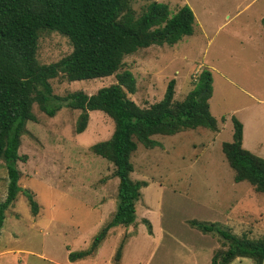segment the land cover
Returning a JSON list of instances; mask_svg holds the SVG:
<instances>
[{
	"label": "rangeland",
	"instance_id": "obj_1",
	"mask_svg": "<svg viewBox=\"0 0 264 264\" xmlns=\"http://www.w3.org/2000/svg\"><path fill=\"white\" fill-rule=\"evenodd\" d=\"M152 1L165 4L170 14L186 5L193 15L192 35L172 47L150 46L124 57L119 72L127 70L135 80V92L126 96L147 108L162 98L167 82L173 80L172 99L182 100L200 70L206 69L211 73L208 106L216 132L198 128L154 135L151 139L158 145L151 149L137 144L129 178L147 186L134 204V221L110 229L94 252L80 259L83 264H188L190 245L209 246L211 255L226 249L217 235L191 228L190 220L214 222L251 240L264 236V195L244 181L233 182L220 150L223 142L231 141L233 116L242 125V148L264 159V0H129V4L138 14ZM70 51L66 38L42 32L35 56L39 64L47 65ZM113 83L114 75L73 82L58 76L49 81L58 96L74 91L90 95ZM31 113L34 121L26 122L17 149L24 161L17 160L15 169L17 184L29 192L37 213L30 212L18 192L4 212L0 264H69L68 253L88 249L115 210L113 167L89 149L110 137L113 123L103 113L89 111L85 129L75 134L77 110L61 108L47 117L32 105ZM6 185L0 161V202ZM121 241L115 262L113 254ZM163 245L178 250L161 260ZM229 264L253 261L242 258Z\"/></svg>",
	"mask_w": 264,
	"mask_h": 264
},
{
	"label": "trees",
	"instance_id": "obj_2",
	"mask_svg": "<svg viewBox=\"0 0 264 264\" xmlns=\"http://www.w3.org/2000/svg\"><path fill=\"white\" fill-rule=\"evenodd\" d=\"M193 15L186 6L170 14L165 4L150 2L138 14L129 0H0V161L6 170V193L0 202V229L4 212L14 202L18 192L25 196L30 212L37 205L28 191L17 184L15 169L20 136L25 124L33 122L31 106L47 117L61 108L79 111L74 132L81 133L87 124L89 111H99L113 123L110 137L89 149L113 167L117 179L116 206L111 219L99 229L88 249L70 252L68 261L91 255L115 227H128L134 221V204L143 181H131L130 157L137 144L145 149L157 146L154 135L172 136L198 128L216 132V120L209 112L211 73L202 69L193 88L182 100L173 101L174 81L167 82L162 98L139 108L127 98L135 92L132 74L123 70V58L150 46L172 47L183 37L192 35ZM264 30V18L261 19ZM55 32L70 44L69 54L58 61L43 65L36 60L40 33ZM264 42V37H263ZM114 75L115 83L87 95L82 91L54 95L49 81L58 76L67 82L92 80ZM230 142H223L221 153L232 171L234 183L246 182L255 192L264 195V159L241 146L242 125L230 118ZM148 227L146 220L142 221ZM191 228L202 234H215L224 241L226 249L215 252L210 264H229L247 258L253 264L264 262V236L256 240L236 236L217 223L190 220ZM121 241L113 254L119 261Z\"/></svg>",
	"mask_w": 264,
	"mask_h": 264
},
{
	"label": "crops",
	"instance_id": "obj_3",
	"mask_svg": "<svg viewBox=\"0 0 264 264\" xmlns=\"http://www.w3.org/2000/svg\"><path fill=\"white\" fill-rule=\"evenodd\" d=\"M211 87H212V82H211ZM211 93H212V91H211ZM156 240H158V239H156ZM203 242H205V241H203ZM203 242H201V243H203ZM168 250H166V247L164 245L162 246V251L159 252V256H160L161 260H164V258L165 259L169 258L170 255L174 254L175 253L174 251H176L178 249H175L174 251H171V250L168 251ZM1 253L2 252H0V254ZM186 253H187V255H186L185 263H188V264H210V259H211L212 255L210 254V247L209 246H207V248H206V247H201V246L194 247V245H190L186 249ZM123 257L124 256L122 253L121 263H122ZM198 257H199V263H198ZM177 258L179 259L180 257H177ZM69 264H83V260L78 259V260H75L73 262H70Z\"/></svg>",
	"mask_w": 264,
	"mask_h": 264
}]
</instances>
